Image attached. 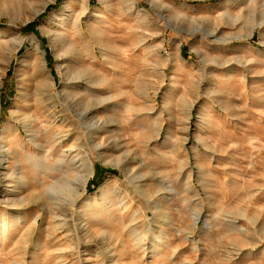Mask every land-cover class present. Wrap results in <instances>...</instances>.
<instances>
[{
    "label": "rangeland",
    "instance_id": "obj_1",
    "mask_svg": "<svg viewBox=\"0 0 264 264\" xmlns=\"http://www.w3.org/2000/svg\"><path fill=\"white\" fill-rule=\"evenodd\" d=\"M0 264H264V0H0Z\"/></svg>",
    "mask_w": 264,
    "mask_h": 264
},
{
    "label": "bare ground",
    "instance_id": "obj_2",
    "mask_svg": "<svg viewBox=\"0 0 264 264\" xmlns=\"http://www.w3.org/2000/svg\"><path fill=\"white\" fill-rule=\"evenodd\" d=\"M88 171H89V174H87L86 176H81L79 179V183H80V186L82 187V189H85L86 184L88 182V178H90V175L92 173V172L90 173V171H91L90 169Z\"/></svg>",
    "mask_w": 264,
    "mask_h": 264
}]
</instances>
